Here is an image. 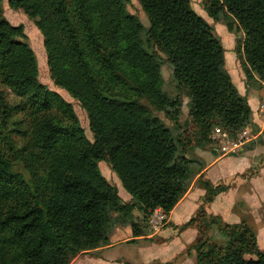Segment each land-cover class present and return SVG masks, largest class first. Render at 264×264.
I'll return each instance as SVG.
<instances>
[{"label":"trees","instance_id":"1","mask_svg":"<svg viewBox=\"0 0 264 264\" xmlns=\"http://www.w3.org/2000/svg\"><path fill=\"white\" fill-rule=\"evenodd\" d=\"M203 1L215 23L243 32L236 53L246 80L264 83V0ZM138 2L149 28L128 11L127 0H8L35 22L51 80L86 112L91 142L72 105L39 81L24 27L6 19L0 0V85L21 99L29 120L23 149L0 127L12 152L7 157L0 149V264H71L110 246L116 228L147 237L153 212L169 214L204 171V161L188 155L192 148L209 151L215 128L230 137L256 130L248 99L226 70L222 40L191 1ZM160 53L173 70L175 95L164 90ZM182 96L197 127L192 148L179 133ZM0 108L5 124L10 113L1 93ZM101 162L110 164L129 202L101 175ZM200 186L208 204L228 190L203 176ZM205 218L200 209L181 230L201 227ZM217 221L227 244L198 241L196 264H264L245 221Z\"/></svg>","mask_w":264,"mask_h":264},{"label":"rangeland","instance_id":"2","mask_svg":"<svg viewBox=\"0 0 264 264\" xmlns=\"http://www.w3.org/2000/svg\"><path fill=\"white\" fill-rule=\"evenodd\" d=\"M190 1L194 11L203 17L210 25H212L215 35L220 37L222 40L223 47L226 50L225 67L239 93L245 96L247 99L251 95L252 97L254 95H259L258 92L260 90H264V83L260 81L255 83L247 82L242 63L236 53V44L238 40L243 39V32L237 29V26L234 25L235 29L233 33H230L225 22L215 23L207 16L204 9L203 0ZM3 6L4 16L6 19L13 26L24 27L25 34L27 36V42L37 57L39 66V81L43 85H46L50 91L60 94L66 102L72 105L88 140L93 142V134L90 130L89 120L86 112L79 106L77 101H75L66 91L57 88L51 80L47 65V56L43 44V37L36 27L35 22L29 19L28 16L23 12H15L11 10L8 5V0H3ZM127 9L132 15L141 21L144 27L149 28V20L142 10L138 0H127ZM160 56L164 62V65L162 66V76L166 82L164 90H168L171 95H175L176 91L173 87V70L168 64L166 56L162 53H160ZM0 93L5 97V101L8 105L10 113L7 122L4 124L1 122L2 110L0 108V127L3 128V131L5 129V134L11 137L13 144L16 145L17 148L23 149L27 143L26 135L27 131H29V120L22 111V101L9 89L4 88L1 85ZM188 104L189 100L185 96H182V115L180 118L181 132L179 133H182V138H185V141L187 139L191 140L188 148H192L195 144L194 140L197 137V127L191 122V118L189 117ZM146 105L148 104L146 103ZM257 105L258 109L262 110L264 108V98L260 100ZM152 112L167 126L172 127V124L166 119L164 113L156 112L153 109ZM241 133L242 134L240 136L230 137V139H235V141H247L256 135V131L249 127ZM3 135L0 134V149L8 157L12 154V152L6 145L5 141L2 140ZM259 138L261 139V136ZM262 139L264 141V133ZM251 143L252 142L247 144L245 147H249ZM225 145H227L225 140L212 133V144L209 151H202L199 148H192V151H189L188 155L203 160L205 168L206 166L208 168V166L212 165L217 159H220L221 161L232 160L233 158H236L234 160L238 161V164H241V162H239L240 160L237 158L239 157L238 155H235L234 153L225 154L224 152L220 151V147ZM250 160L251 161L247 162L246 165L244 164V167L242 165L238 170L228 172V174L222 173L221 170L218 171L216 165L212 166L209 169L212 175L209 174V176L214 179V182L209 179L210 177L208 174L206 175L205 172L203 180L209 179L213 185L225 186L228 187V190L226 193L221 195L224 197L222 200L218 199L209 204L206 203L204 199H202V204L200 201H196L198 206H194V211L192 212L191 218L197 217L200 209L204 210L206 213V218L205 221H203V224H200L201 227L195 225L193 226V230L188 229L190 231H186L184 235L180 229V231L177 233H172L169 236L167 235L166 238H162L160 233L164 230L168 231V229L171 228L169 225H164L167 221L165 218V221L158 227L161 230L160 231L158 229L160 232H155L156 230L152 231L151 225H148V236H151L152 232L159 233L152 235L151 238L148 236L143 237L146 240H143L140 244H138V248H142L144 251L143 257H139L138 252H136L138 251V248L135 245H132L137 243L136 239L133 238L135 241H126L120 244V247L116 248L114 254H116L118 258L116 261H111V264L122 262L123 264H196L194 248L198 244V241L207 240L217 246H225L227 244V239L224 233L220 230L221 222L217 221L218 219H220L223 223H228L229 225H235L241 220L245 221L258 235L259 248L264 252V152L254 154L251 156ZM226 164L228 165L227 168H229V162ZM99 169L101 175L111 185H114L118 188L120 197L123 199V201H125V199H127L126 197H129V195L123 189L121 182L119 181L117 175L113 172L110 164L107 162H101L99 164ZM224 170L228 171L227 169ZM219 172L222 173V176L220 177L216 175V173ZM192 186L196 188L195 191L199 189L200 178H198V176L194 178L191 187ZM135 214L140 215L138 212ZM137 217L139 218L140 216ZM214 217L217 218V220H213ZM150 219H153L152 215L150 216ZM198 220L199 222L201 221L200 218ZM199 227L200 229H204L203 232L199 231ZM123 233L126 234V232ZM119 235L121 237L125 236L124 234ZM177 238L178 240L176 244H170ZM168 244L171 245V247H162ZM99 251L100 249L92 251L88 254H82L81 258L84 257V255H91L90 259L91 257H98L101 254ZM165 251L172 253L170 258L169 256L161 257V255H164L163 252ZM132 252L135 253L133 254ZM89 264H94V262H90Z\"/></svg>","mask_w":264,"mask_h":264},{"label":"crops","instance_id":"3","mask_svg":"<svg viewBox=\"0 0 264 264\" xmlns=\"http://www.w3.org/2000/svg\"><path fill=\"white\" fill-rule=\"evenodd\" d=\"M258 93H259V95H254L253 97L251 95L248 97V103H249V105L253 111V122L256 126V130H255L256 135L254 137H252L250 140L242 141L240 151L237 154H235V155L239 156L237 158L240 160L239 162H241V164L240 163L238 164L237 163L238 161L234 160L236 158H233L232 160H221V161H220V159H217L212 165H209L208 168L206 166V168L200 174V176H198V178H200L201 176H204L205 172H206V175L208 174V176H209V174L212 175V173L210 172L209 169L215 165H216L217 170L218 171L221 170V172L224 174H228V172L236 171L242 165L244 167L247 162L251 161L250 160L251 156H253L254 154H257V153L259 154V152H264V143H263L264 141L262 139L263 133H264V109H262V110L258 109V105H257V103H259V101L264 98V90H260ZM260 136H261V139L259 138ZM250 142H252L251 145L249 147H245ZM222 157H224V156H222ZM225 161L229 162V164H230L229 168H227L228 165L226 164L227 162H225ZM224 169H227L228 171H225ZM221 172L216 173V175L219 177L222 176ZM209 179L214 182V179H212L211 177ZM209 179L207 181H209ZM195 189L196 188L194 186H192L189 189V191L187 192V194L184 196V198L176 205V207L169 214L165 213L167 221L164 225H169V227H171V228H169L168 231L164 230L160 233V236H162V238H166L167 235L169 236L172 233H177L178 231H180L181 227L184 224H186L188 221H190L192 219L191 217H192V212L194 211V206L195 207L198 206L196 201H200L202 204V199H204L205 194H206L205 191L201 188V186L199 187V189H197V191H195ZM226 192H224V193H226ZM222 194L223 193L216 196L214 201L218 200V199L222 200L224 198L223 196H221ZM126 198H127V199H125L126 202H129L131 200L130 195H129V197H126ZM136 216H139V215H136ZM235 223H237V222H235ZM239 223H237V224H239ZM188 229L193 230L194 228L190 227ZM188 229L181 230L183 232V235L186 233V231H190ZM159 230H157V231H159ZM157 231H155V232H157ZM123 232H126V234ZM153 233L154 232L151 233V236L158 234V233H154V234ZM119 234H124L125 236L121 237ZM151 236L149 235L148 237L151 238ZM135 239H136L137 243H134L132 245H135L137 248H138V244H140L141 241L146 240L143 237L135 238ZM130 240H133L132 231L130 228H116L114 230L112 236H111V245L108 247L100 249V251H99V252H101L100 256L94 257V258L91 257V259H90L91 255H84V257H82V258L80 255V256H78V258H76L72 262V264H85V263L89 264L90 262H94V264H111V261H116L118 258V256L116 254H114V251L116 250V248L120 247L119 246L120 244H122L126 241H130ZM177 240H178V238L173 240L170 244H173V243L176 244ZM257 240H258V235H257ZM162 247H171V245L168 244V245H165ZM136 252H138L139 257L144 256V251L142 248H138V251H136ZM132 253L134 254L135 252H132ZM163 254L164 255H161V257L169 256V258H170L172 255V253L166 252V251L163 252ZM124 263H126V262H124ZM115 264H123V262L122 263H115Z\"/></svg>","mask_w":264,"mask_h":264},{"label":"built area","instance_id":"4","mask_svg":"<svg viewBox=\"0 0 264 264\" xmlns=\"http://www.w3.org/2000/svg\"><path fill=\"white\" fill-rule=\"evenodd\" d=\"M264 109V108H263ZM214 135H218L219 138H222L227 142V145L220 147V151L224 152L225 154L234 153L237 154L242 145V140L235 141V139H230V136L227 132L223 131L221 128H215L213 131ZM240 133L238 136H240ZM153 219L149 220V225H151V229L158 230L159 226L165 221V213L161 209H156L153 214Z\"/></svg>","mask_w":264,"mask_h":264}]
</instances>
